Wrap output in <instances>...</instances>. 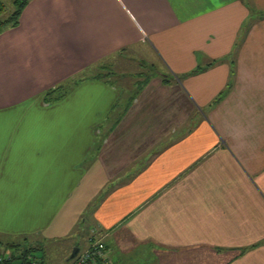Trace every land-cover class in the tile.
I'll list each match as a JSON object with an SVG mask.
<instances>
[{"label":"crops","instance_id":"obj_1","mask_svg":"<svg viewBox=\"0 0 264 264\" xmlns=\"http://www.w3.org/2000/svg\"><path fill=\"white\" fill-rule=\"evenodd\" d=\"M121 54L155 70L133 99ZM94 239L91 264H264V0H30L0 32V252Z\"/></svg>","mask_w":264,"mask_h":264},{"label":"rangeland","instance_id":"obj_2","mask_svg":"<svg viewBox=\"0 0 264 264\" xmlns=\"http://www.w3.org/2000/svg\"><path fill=\"white\" fill-rule=\"evenodd\" d=\"M4 5H5V9L4 12L1 14V18L2 19H6L7 17H10L16 10V6L14 4L15 0H2ZM107 64V68L103 71H107L104 73H108V75L111 78V80L113 81H118V83L120 85H124V86H128L129 89H132V91L136 90L138 87H141L142 85H144L146 83V81L149 79L150 74L155 72V70H151L152 66L149 63H145L142 60L137 59H131V57H128L127 54H125V56L118 55V57H112L109 59V61L106 63ZM102 71V72H103ZM119 79V80H118ZM113 183V182H112ZM115 183V182H114ZM92 188V184H90L88 191H92L94 190V186ZM87 191V192H88ZM86 194H79L77 195L78 198H80V202L82 201V199ZM101 195H103V192L100 193V195L98 196V198H96L95 200H93L91 203V207L87 210L86 214L83 216L82 222L78 224V226L76 227L79 232V230L81 231L82 228L85 229V227L89 226L88 223H85V227L82 226V223L84 222V219L86 218L87 220H91L93 215H90V213L92 214V208L95 204L98 203L99 198L101 197ZM85 217V218H84ZM77 235V232H76ZM78 240H80L79 237L75 236L74 233H72L71 237L64 239V247H66L67 244H71L74 242L78 243ZM43 241L45 242V240L43 239ZM96 242H100L98 241V239H94L91 240V245L87 247L88 250L92 244H95ZM47 244V243H46ZM190 248V252L187 250V254L189 253V255H193V262L190 264H197L195 263V260H200L198 258L197 255L203 256L204 260L209 258L210 256H216V254L218 253H222L224 255V251L225 250H221V249H217L215 251H213L212 248L210 247H204L201 249L200 252H196V249H192ZM84 250V251H85ZM221 250V251H220ZM41 255H43V251L40 250ZM197 256V257H196ZM201 258V257H200ZM73 261V260H72ZM62 259L61 261H59L58 263H52V264H62ZM49 264V263H48ZM203 264H213L210 262H205Z\"/></svg>","mask_w":264,"mask_h":264},{"label":"trees","instance_id":"obj_3","mask_svg":"<svg viewBox=\"0 0 264 264\" xmlns=\"http://www.w3.org/2000/svg\"><path fill=\"white\" fill-rule=\"evenodd\" d=\"M30 0H15L14 4L16 6L15 12L10 16L7 17L6 19L1 18V14L4 12L5 5L2 0H0V32L3 31L7 27H17L20 23V17L21 14L23 13L24 9L28 5ZM200 72V69L195 70L194 73ZM164 79L167 81L169 80V76L166 74H163ZM147 82V81H146ZM143 85L141 87H138L137 91H134V94L132 95V99L134 98L135 95L139 93V90H141ZM57 91V90H55ZM55 91H52L48 95V99H53L55 96H53V93ZM132 101V100H131ZM111 188L108 190H104L103 195L106 194L107 192L110 191ZM12 249V255L11 259L6 261L7 264H45L43 261V257L37 258L34 254V249L31 250V248H21L19 244H14L10 246ZM73 260V259H71Z\"/></svg>","mask_w":264,"mask_h":264},{"label":"built area","instance_id":"obj_4","mask_svg":"<svg viewBox=\"0 0 264 264\" xmlns=\"http://www.w3.org/2000/svg\"><path fill=\"white\" fill-rule=\"evenodd\" d=\"M11 253L5 254L0 252V264H7L6 261L11 259ZM104 256V244L96 242L85 251L78 253L76 258L71 264H91L96 261L97 258Z\"/></svg>","mask_w":264,"mask_h":264},{"label":"water","instance_id":"obj_5","mask_svg":"<svg viewBox=\"0 0 264 264\" xmlns=\"http://www.w3.org/2000/svg\"><path fill=\"white\" fill-rule=\"evenodd\" d=\"M78 249H79V248H75V249H74V251H73V253H72V258H75V257H76V255L78 254Z\"/></svg>","mask_w":264,"mask_h":264}]
</instances>
